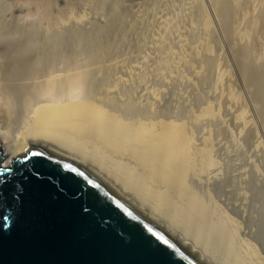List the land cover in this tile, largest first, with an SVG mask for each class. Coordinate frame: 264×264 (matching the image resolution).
Wrapping results in <instances>:
<instances>
[{"label": "rangeland", "instance_id": "1", "mask_svg": "<svg viewBox=\"0 0 264 264\" xmlns=\"http://www.w3.org/2000/svg\"><path fill=\"white\" fill-rule=\"evenodd\" d=\"M0 2V18L6 23L11 4L7 23L40 65L26 125L37 106L70 100L123 121L185 122L211 158L187 177L189 189L235 251L264 264V0Z\"/></svg>", "mask_w": 264, "mask_h": 264}, {"label": "bare ground", "instance_id": "2", "mask_svg": "<svg viewBox=\"0 0 264 264\" xmlns=\"http://www.w3.org/2000/svg\"><path fill=\"white\" fill-rule=\"evenodd\" d=\"M6 9L8 15L4 17L9 19L14 9L11 4ZM7 21L0 18V153L4 163H12L37 144L52 148L102 175L139 213L174 238L200 264H214L209 257L215 260L213 254L219 249V264H260L235 251L231 234L226 235L222 224L210 219L211 210L205 200L189 189L187 177L211 162L208 149L196 150L193 146L185 122L123 121L92 102L70 100L37 106L26 125L29 105L35 99L29 86L40 65L30 59V42L17 41ZM201 21L207 30L208 20ZM205 113L211 115L212 110L208 107ZM19 124L23 125L22 133Z\"/></svg>", "mask_w": 264, "mask_h": 264}, {"label": "water", "instance_id": "3", "mask_svg": "<svg viewBox=\"0 0 264 264\" xmlns=\"http://www.w3.org/2000/svg\"><path fill=\"white\" fill-rule=\"evenodd\" d=\"M5 178L19 195L0 198V264H200L102 175L57 150L37 144L10 176L0 168Z\"/></svg>", "mask_w": 264, "mask_h": 264}, {"label": "snow or ice", "instance_id": "4", "mask_svg": "<svg viewBox=\"0 0 264 264\" xmlns=\"http://www.w3.org/2000/svg\"><path fill=\"white\" fill-rule=\"evenodd\" d=\"M15 159V158H14ZM0 166L3 167L4 172L8 173L9 176L12 173V163H4L3 161H0ZM19 195L15 191V183L11 179H0V198L3 197H9L13 200L15 199V196ZM22 218V208L18 205L15 211L14 216L10 217L12 219L13 226L15 227L18 225ZM12 229H9V232H11ZM6 233L0 232V246L4 243Z\"/></svg>", "mask_w": 264, "mask_h": 264}]
</instances>
